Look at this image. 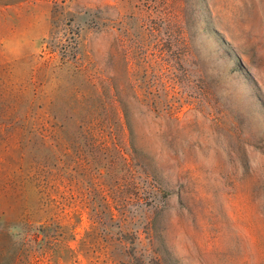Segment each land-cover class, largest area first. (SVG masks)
Wrapping results in <instances>:
<instances>
[{
	"label": "rangeland",
	"instance_id": "374dc122",
	"mask_svg": "<svg viewBox=\"0 0 264 264\" xmlns=\"http://www.w3.org/2000/svg\"><path fill=\"white\" fill-rule=\"evenodd\" d=\"M102 121L137 191L118 210L117 184L81 176L94 212L55 216L30 170L77 166L76 142L107 175ZM17 254L264 264V0H0V264Z\"/></svg>",
	"mask_w": 264,
	"mask_h": 264
},
{
	"label": "trees",
	"instance_id": "16d2710c",
	"mask_svg": "<svg viewBox=\"0 0 264 264\" xmlns=\"http://www.w3.org/2000/svg\"><path fill=\"white\" fill-rule=\"evenodd\" d=\"M26 119V116L17 114L16 127L26 128ZM99 126L101 132L107 133L104 140L106 141V149L110 152L108 154L111 157V166L107 175H104L97 170V165L94 163L96 161L95 158L93 156L82 154L81 150L76 147V142L75 144L69 143L66 145L68 151L66 150L65 155L67 163L71 164V162L76 161L78 163L77 166L67 169L62 165L52 164L49 161L44 162L37 159L36 165L30 170L31 175L36 180L37 187L39 188L42 207L55 214V216L59 211L76 213L80 210L79 204H82L83 207L87 208L90 213L94 212L95 207L93 201L88 197H83L84 193L80 192V189L77 187L81 176L89 182H93L94 178H98L102 184H106L108 179L110 180V183H112V186L117 184V187H114L112 193L115 207L118 210H122V207L126 206V196L129 193L137 191L135 190L136 184L131 173L124 172L122 174L117 172L121 170V167L123 169V166L119 165L120 155L117 154L118 146L114 130L110 128V125L103 121ZM93 129L94 127L91 128L88 126L86 131L93 133ZM29 131H32V129H29ZM93 138L95 137L93 136ZM60 141L63 142V139H60ZM65 143L66 142H64V144ZM111 210L112 208L109 203H102L101 212L112 213ZM50 218L51 220L42 231H44L46 235L53 236L54 232L52 233V230H55L57 226L54 225V216L51 215ZM30 226L31 225H29V227ZM60 227L64 230L67 228L66 226ZM54 239L52 238L50 241L54 242ZM49 248H53V246H50ZM25 260L27 261L26 256L21 254H17L15 257V262L19 261V264L24 263Z\"/></svg>",
	"mask_w": 264,
	"mask_h": 264
}]
</instances>
